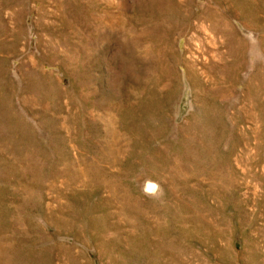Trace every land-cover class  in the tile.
Wrapping results in <instances>:
<instances>
[{"label": "rangeland", "instance_id": "obj_1", "mask_svg": "<svg viewBox=\"0 0 264 264\" xmlns=\"http://www.w3.org/2000/svg\"><path fill=\"white\" fill-rule=\"evenodd\" d=\"M0 264H264V0H0Z\"/></svg>", "mask_w": 264, "mask_h": 264}]
</instances>
